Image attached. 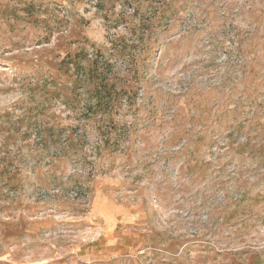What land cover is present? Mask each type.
Returning <instances> with one entry per match:
<instances>
[{"label":"rangeland","instance_id":"374dc122","mask_svg":"<svg viewBox=\"0 0 264 264\" xmlns=\"http://www.w3.org/2000/svg\"><path fill=\"white\" fill-rule=\"evenodd\" d=\"M0 264H264V0H0Z\"/></svg>","mask_w":264,"mask_h":264}]
</instances>
